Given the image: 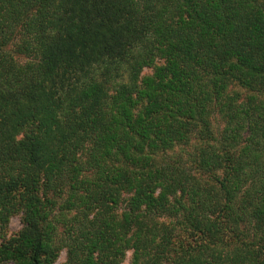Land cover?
<instances>
[{
    "label": "trees",
    "instance_id": "obj_1",
    "mask_svg": "<svg viewBox=\"0 0 264 264\" xmlns=\"http://www.w3.org/2000/svg\"><path fill=\"white\" fill-rule=\"evenodd\" d=\"M15 214L0 264H264V0H0Z\"/></svg>",
    "mask_w": 264,
    "mask_h": 264
},
{
    "label": "rangeland",
    "instance_id": "obj_2",
    "mask_svg": "<svg viewBox=\"0 0 264 264\" xmlns=\"http://www.w3.org/2000/svg\"><path fill=\"white\" fill-rule=\"evenodd\" d=\"M21 61H24V59H22ZM148 68L145 69L146 72H148L147 70ZM60 209H57V211ZM21 214H15L13 216H11L8 226L6 228L7 232L5 234V237L2 236L0 238V243L2 240H4L5 238H8L12 235H14L15 233H17L21 228H22V219H21ZM66 250H63L60 253L59 259L57 260L56 264H61L62 262H64L66 260ZM131 256V251L127 252V256L126 258L120 263V264H129V258ZM2 264H15V262L13 261H8Z\"/></svg>",
    "mask_w": 264,
    "mask_h": 264
}]
</instances>
